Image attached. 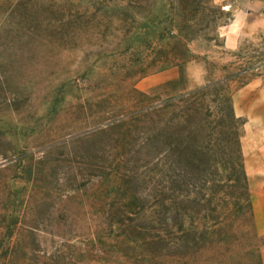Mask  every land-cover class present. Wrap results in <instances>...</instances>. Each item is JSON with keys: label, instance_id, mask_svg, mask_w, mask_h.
<instances>
[{"label": "rangeland", "instance_id": "374dc122", "mask_svg": "<svg viewBox=\"0 0 264 264\" xmlns=\"http://www.w3.org/2000/svg\"><path fill=\"white\" fill-rule=\"evenodd\" d=\"M233 14L0 0V264H264L233 101L264 36L226 49Z\"/></svg>", "mask_w": 264, "mask_h": 264}, {"label": "crops", "instance_id": "0c3cea01", "mask_svg": "<svg viewBox=\"0 0 264 264\" xmlns=\"http://www.w3.org/2000/svg\"><path fill=\"white\" fill-rule=\"evenodd\" d=\"M234 10L225 37L229 51L241 47L243 37L264 36V0H215ZM238 119L244 121L242 152L257 225L264 229V77H258L240 89L233 98Z\"/></svg>", "mask_w": 264, "mask_h": 264}, {"label": "trees", "instance_id": "16d2710c", "mask_svg": "<svg viewBox=\"0 0 264 264\" xmlns=\"http://www.w3.org/2000/svg\"><path fill=\"white\" fill-rule=\"evenodd\" d=\"M251 208H252V206H251ZM215 233H216V230H215ZM227 239H228V235L226 233L221 232V236H220V238H218V240L216 239L215 241H209L208 239H205L204 241L210 245L214 243L218 247V246H222V244H224V242ZM206 243H205V249L207 246ZM231 256H232V254H230V253L227 255V257H231ZM147 259H149V261H148L149 263H151V261L156 263L155 259L152 257H147ZM192 260H194V257H192L191 255H189V256L187 255V256L179 257L178 262H176V264H191ZM168 261H170L169 258H164L163 262H164V264H166ZM179 262H181V263H179Z\"/></svg>", "mask_w": 264, "mask_h": 264}]
</instances>
